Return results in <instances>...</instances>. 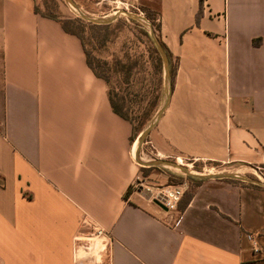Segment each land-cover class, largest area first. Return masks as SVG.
I'll list each match as a JSON object with an SVG mask.
<instances>
[{"label":"crops","instance_id":"0c3cea01","mask_svg":"<svg viewBox=\"0 0 264 264\" xmlns=\"http://www.w3.org/2000/svg\"><path fill=\"white\" fill-rule=\"evenodd\" d=\"M158 8L175 75L153 159L210 173L264 165V0ZM36 9L0 0V264H76L75 239L98 227L104 264H264V189L190 183L173 214L131 193L143 173L133 125L81 39Z\"/></svg>","mask_w":264,"mask_h":264},{"label":"rangeland","instance_id":"374dc122","mask_svg":"<svg viewBox=\"0 0 264 264\" xmlns=\"http://www.w3.org/2000/svg\"><path fill=\"white\" fill-rule=\"evenodd\" d=\"M75 1L81 12L93 18L112 17L118 11H125L140 14L148 20L146 13L148 9L156 10L160 4V0H123L124 3L119 4V8H115L114 5L98 0ZM35 2L41 13L70 23V28L82 37L96 66L98 61L108 63V66L103 65V70L101 69L109 78L108 91L124 98L126 101L124 113L136 120V127L145 124L143 131L163 105L166 92L164 65L162 70L157 67V54L147 25L123 13L110 28L101 30L83 20L78 11L65 0H35ZM137 140L138 137L135 141ZM147 147L146 144L143 146L145 154L141 152L144 161L155 158ZM192 163L187 161L182 164L190 166L199 173H210L209 166L206 169L202 164L192 165ZM220 172L224 171L215 170L213 173ZM142 174L155 184L173 185L187 180L186 174L169 167H158ZM240 174L264 182V165L249 167Z\"/></svg>","mask_w":264,"mask_h":264},{"label":"water","instance_id":"95a60500","mask_svg":"<svg viewBox=\"0 0 264 264\" xmlns=\"http://www.w3.org/2000/svg\"><path fill=\"white\" fill-rule=\"evenodd\" d=\"M72 8L78 11L79 16L90 23L96 24V25H109L114 22H116L119 17L124 13L128 17L135 19L139 22L144 23L147 25L150 31L151 38L159 52V54L162 57L163 65H164V78H165V100L163 105L160 107L158 112L156 113L153 120L149 123V125L141 132V134L138 136V149L135 154L136 162L140 164L142 167L150 168V167H169L174 168L176 170L181 171L183 174H186L187 176H192L198 179L202 180H224V179H234V180H240L242 182H247L250 184L258 185L261 187H264V182L261 180H256L247 176H243L240 173H199L194 171L190 166L184 165L178 161L170 160V159H153L150 161H144L142 158V147L147 143V138L149 137L152 130L157 126L158 122L166 112V110L169 107L172 92H173V78L171 73V65L170 60L168 57V54L164 47L162 46L157 34L154 25L146 19L144 16L140 14H134L131 12H125V11H118L114 16L112 17H104V18H93L90 17L83 12H81L80 7L76 3L75 0H65Z\"/></svg>","mask_w":264,"mask_h":264},{"label":"built area","instance_id":"2783aa9c","mask_svg":"<svg viewBox=\"0 0 264 264\" xmlns=\"http://www.w3.org/2000/svg\"><path fill=\"white\" fill-rule=\"evenodd\" d=\"M98 1L114 5L115 8H119V4L124 3L123 0ZM134 159L136 161L135 155ZM189 189L190 182L188 180L180 184L173 185L155 184L149 181L147 177H144L143 174H140L130 187V191L132 194L149 201L160 209H163L171 214L177 213L179 211V206ZM249 239L253 240L251 237H249ZM109 241V233L99 227L89 237L76 238V264H84L88 261L90 262V264H104L105 259L109 253ZM82 248L87 249L88 254L90 253L87 256L88 258L83 257L81 254H79V250ZM255 251L258 250L255 249Z\"/></svg>","mask_w":264,"mask_h":264},{"label":"trees","instance_id":"16d2710c","mask_svg":"<svg viewBox=\"0 0 264 264\" xmlns=\"http://www.w3.org/2000/svg\"><path fill=\"white\" fill-rule=\"evenodd\" d=\"M36 10H37V12H40L38 9H36ZM146 13H147V16H148L149 20L153 23V25H154V27H155V29L157 31L158 38H159V36H160L159 33L161 31V24H160V21H159V16H160L159 8H156V10L148 9V11ZM43 15L46 16V17L58 20L62 24V26L65 29V31H67L68 33L74 34V35H76L77 37H79L81 39V41L83 43V46H84V51H85V54H86V57H87V62L89 64V66L92 68V70L95 73V75L98 78L104 80L106 82L107 86L109 87V78H108L106 73L101 71V69L103 70V65L108 66V63L107 62L98 61V65L97 66L95 65V63L91 59V55H90L89 51L86 49V45H85L82 37L78 33H76L74 30H72L70 28V23L68 21L65 22V21H63V20H61V19H59L57 17H54V16H50V15H46V14H43ZM112 25L113 24L96 25V24L91 23L92 27L97 28V29H101V30H107ZM159 40H160V38H159ZM160 42H161L162 46L164 47V49L168 52L167 47L165 46V44L161 40H160ZM153 44H154V42H153ZM154 51L157 54V67L162 70L163 69L162 57L159 54L155 44H154ZM171 73H172V76L174 77L175 71L172 68H171ZM108 93H109V99H110V102H111V106H112L114 112L117 113L122 118H124L125 120L129 121L133 125L134 132H135L134 133L135 135L133 137V141H135L137 139L138 135L140 134V132L142 131V129H143L145 124H143L141 127H136L135 126V121L136 120L130 118L129 115L125 114L124 111H123L124 107L126 106V101L124 100V98L119 97V94H117V93H112V92H109V91H108ZM196 167L197 166H195V168ZM157 168L158 167H150V168L142 167V171H143V173H146V172H149L150 170H154V169H157ZM186 178H187V180L190 181L191 185H194V184H197V183L200 184V183H203V182L206 181V180L198 179V178H195V177H192V176H187ZM225 180L226 181H230V182H234V183L245 184L244 182H242L240 180H234V179H225ZM247 185H250V186L255 187V188L264 189V187H261V186H258V185H254V184H247ZM186 194H189V196L191 195V197H192L193 196L192 188H190L187 191Z\"/></svg>","mask_w":264,"mask_h":264},{"label":"bare ground","instance_id":"6f19581e","mask_svg":"<svg viewBox=\"0 0 264 264\" xmlns=\"http://www.w3.org/2000/svg\"><path fill=\"white\" fill-rule=\"evenodd\" d=\"M137 145H138V141H136V147H137Z\"/></svg>","mask_w":264,"mask_h":264}]
</instances>
